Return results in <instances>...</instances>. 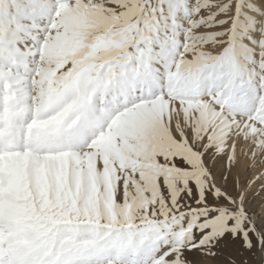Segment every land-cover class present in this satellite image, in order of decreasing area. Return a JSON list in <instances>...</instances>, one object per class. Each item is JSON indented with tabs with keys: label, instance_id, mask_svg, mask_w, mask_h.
I'll use <instances>...</instances> for the list:
<instances>
[{
	"label": "snow or ice",
	"instance_id": "1",
	"mask_svg": "<svg viewBox=\"0 0 264 264\" xmlns=\"http://www.w3.org/2000/svg\"><path fill=\"white\" fill-rule=\"evenodd\" d=\"M249 258L264 0H0V264Z\"/></svg>",
	"mask_w": 264,
	"mask_h": 264
},
{
	"label": "rangeland",
	"instance_id": "2",
	"mask_svg": "<svg viewBox=\"0 0 264 264\" xmlns=\"http://www.w3.org/2000/svg\"><path fill=\"white\" fill-rule=\"evenodd\" d=\"M244 255L247 256L248 254L245 253ZM229 257H235L237 260L241 259V257L238 256V255L236 254V252L233 251V250L226 251V252H225V256L222 257L221 259L223 260V259H226V258H229ZM249 259H250V264H257L256 261H251V258H249ZM258 259H259V256H258V254H257V261H258Z\"/></svg>",
	"mask_w": 264,
	"mask_h": 264
}]
</instances>
